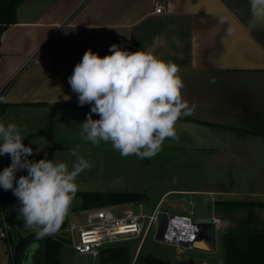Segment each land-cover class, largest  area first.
Listing matches in <instances>:
<instances>
[{
	"label": "crops",
	"instance_id": "0c3cea01",
	"mask_svg": "<svg viewBox=\"0 0 264 264\" xmlns=\"http://www.w3.org/2000/svg\"><path fill=\"white\" fill-rule=\"evenodd\" d=\"M0 41L6 109L58 106L55 117H74L78 128L91 105H79L68 77L85 51L104 56L112 44L151 47L175 62L183 97L196 107L177 122L179 139L164 141L166 154L178 170L212 172L217 164L236 176L221 185L165 187L156 205L169 195L188 203L210 199L245 213L247 227L248 220L264 227V15L253 14L250 0H24ZM213 216L222 229L233 222ZM194 250L214 255L217 241L214 249Z\"/></svg>",
	"mask_w": 264,
	"mask_h": 264
},
{
	"label": "clouds",
	"instance_id": "9594fccd",
	"mask_svg": "<svg viewBox=\"0 0 264 264\" xmlns=\"http://www.w3.org/2000/svg\"><path fill=\"white\" fill-rule=\"evenodd\" d=\"M250 3L254 15H264V0ZM179 71L175 62L163 59L151 47L129 51L112 44L104 56L88 49L68 77L79 105H91L80 137L94 145L111 143L122 157H154L166 139H179L177 122L192 115L196 107L183 97L185 85ZM0 102L6 101L0 97ZM93 114L99 118L93 119ZM29 135L27 126L0 122V156L11 158L10 165L0 171V187L17 198V217L23 219L24 227L43 239L61 228L78 191L77 178L93 162L76 149L70 152L75 157L71 167L47 154L38 161L29 160L34 152L23 142ZM21 170L27 174L17 179Z\"/></svg>",
	"mask_w": 264,
	"mask_h": 264
},
{
	"label": "rangeland",
	"instance_id": "374dc122",
	"mask_svg": "<svg viewBox=\"0 0 264 264\" xmlns=\"http://www.w3.org/2000/svg\"><path fill=\"white\" fill-rule=\"evenodd\" d=\"M58 109L57 107L54 108L51 106V108L45 110L38 109L37 111L28 107L13 106L7 108L3 114H0V122H14L21 127L27 126L30 135L25 137L23 142L26 146L30 145L32 147L34 154H47L51 151L54 160L67 162L69 167H71L75 161V157L71 156L70 152L72 149H76L79 155L92 161L93 166L90 169L84 170L77 178V193L144 192L147 194L145 199L118 205L139 212H148L155 208L159 199V192L165 187L205 186L211 184L212 181L215 184L218 181L221 185L223 182L220 180L227 183V180L233 178L234 175L236 176L234 171L230 173L228 171H222L220 169L221 166H217V164L213 165L215 170L213 169L212 172L203 170L192 172L188 169L178 170L179 165L174 164L172 161L174 156L166 154L170 151L166 148L167 145H162L164 149L162 148L157 155L151 158L141 159L135 155L122 157L118 151L112 148L111 143L102 141L100 144L94 145L91 142L83 140L79 135L81 126L78 128L76 119L69 117L68 120H63L59 118L61 115L55 117V112ZM68 137L71 139L69 140ZM52 146L54 148H51ZM8 158L9 155L7 154L0 156V171L7 166ZM232 160L231 158V162ZM238 183H233L235 188L238 187ZM180 198L176 199V196L172 195L166 197L164 202L159 206L160 217L165 213L188 214L190 208L187 198ZM196 198L200 199L201 196L196 195ZM216 199H218L217 196ZM112 207L116 209L114 205ZM17 208L18 202L4 209L7 217L19 219L22 226L18 230L11 231L10 244H8L7 240H0V264H8L11 262V250L14 249L17 239L32 231L24 227L22 218L17 217ZM212 208L213 214L221 220L233 217V222L226 227L227 229L218 227L216 237L217 251L214 255H202V253L194 250L196 249L195 247L178 252L174 246L166 245L156 240L153 235V228L149 231L143 244L140 246L141 251L157 255L165 260L167 264H224V235L227 231L239 232L240 229L238 228L240 227L246 230L245 220H242L245 213L235 212L233 205L227 206L226 203L218 201L213 203ZM80 211L82 210L79 207L77 199H75L71 205L67 219L72 217L71 219L75 220V214ZM234 222L237 224L236 226ZM248 223L250 227H254V224H256L255 221L250 222V220H248ZM123 244H128L133 257L136 256L139 251L137 250L139 245L138 239L125 241ZM38 247V242L32 243L29 247L31 254ZM59 258L62 264H99L98 257L94 259L91 255H80L70 247L69 243H63L59 252ZM204 261L206 263H203ZM30 262L31 260L29 258L26 264H30Z\"/></svg>",
	"mask_w": 264,
	"mask_h": 264
},
{
	"label": "trees",
	"instance_id": "16d2710c",
	"mask_svg": "<svg viewBox=\"0 0 264 264\" xmlns=\"http://www.w3.org/2000/svg\"><path fill=\"white\" fill-rule=\"evenodd\" d=\"M23 1L0 0V37L7 26L16 22V10ZM8 105L9 103L0 102V114L4 113ZM53 107L55 108L56 106ZM42 158H45V154H33L28 157L29 160L34 161ZM47 158L54 159L51 151L47 153ZM10 163L11 158L9 156L7 166ZM26 174V170L17 172V179L20 175ZM146 197L145 193L131 191L84 192L76 193L75 199H77L79 207L83 210L91 207L138 202ZM16 202L18 200L11 190L5 191L0 187V211ZM7 220L11 225L9 232V241L11 242V231L18 230L22 226V223L16 218L7 217ZM67 220L66 217L61 228L66 225ZM238 229H240L239 232L227 231L224 235V264H264V228L246 227V230H243V227H240ZM34 242H38L39 247L31 254L29 247ZM63 243H67V241L62 237L46 236L43 239H37L34 232L31 231L17 239L14 249H12L11 262L8 264H23V261L25 259L28 261L29 258L31 260L30 264H62L59 252ZM98 258L99 264H167L159 256L143 252L141 248L136 256L133 257L130 252V246L123 243L100 248Z\"/></svg>",
	"mask_w": 264,
	"mask_h": 264
},
{
	"label": "built area",
	"instance_id": "2783aa9c",
	"mask_svg": "<svg viewBox=\"0 0 264 264\" xmlns=\"http://www.w3.org/2000/svg\"><path fill=\"white\" fill-rule=\"evenodd\" d=\"M163 9L161 3H156L154 12L160 13ZM194 203L189 201V212L184 215H175L180 217V222H171L163 234L161 243L171 245L180 251L191 249L193 241L196 240L198 229L193 224ZM211 203H214L211 200ZM91 207L83 209L75 214L76 219L70 217L66 225L58 230L53 237H62L66 239L70 247L80 255H91L94 259L98 257L99 249L105 245L123 243L125 241L138 239L137 250L143 244L147 234L153 228L154 238L162 216L160 217V204L148 212H139L131 208L114 205ZM213 207V204H212ZM164 215V214H163ZM218 222L219 220L213 216ZM11 225L7 220L4 210L0 211V240L9 241V232ZM12 257V250H11Z\"/></svg>",
	"mask_w": 264,
	"mask_h": 264
},
{
	"label": "water",
	"instance_id": "95a60500",
	"mask_svg": "<svg viewBox=\"0 0 264 264\" xmlns=\"http://www.w3.org/2000/svg\"><path fill=\"white\" fill-rule=\"evenodd\" d=\"M212 204L213 203H211V200L194 203L193 224L198 229L196 240L204 239L211 246V249H214L216 247V233L218 229V222L212 218ZM181 220L182 219L180 217L165 213L160 220L155 239L161 240L168 225L171 222H180ZM27 262V259H25L23 261V264H26Z\"/></svg>",
	"mask_w": 264,
	"mask_h": 264
},
{
	"label": "bare ground",
	"instance_id": "6f19581e",
	"mask_svg": "<svg viewBox=\"0 0 264 264\" xmlns=\"http://www.w3.org/2000/svg\"><path fill=\"white\" fill-rule=\"evenodd\" d=\"M193 246L202 247V248H210V245L203 239V240H195L193 241Z\"/></svg>",
	"mask_w": 264,
	"mask_h": 264
}]
</instances>
